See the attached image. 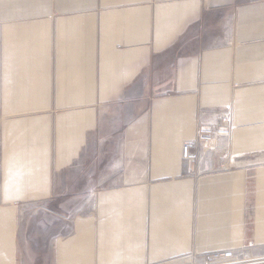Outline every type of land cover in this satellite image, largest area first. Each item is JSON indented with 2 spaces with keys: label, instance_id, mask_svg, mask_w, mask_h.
<instances>
[{
  "label": "crops",
  "instance_id": "crops-1",
  "mask_svg": "<svg viewBox=\"0 0 264 264\" xmlns=\"http://www.w3.org/2000/svg\"><path fill=\"white\" fill-rule=\"evenodd\" d=\"M226 110L230 167L186 173L182 143ZM228 248L264 255V0H0V264Z\"/></svg>",
  "mask_w": 264,
  "mask_h": 264
},
{
  "label": "built area",
  "instance_id": "built-area-1",
  "mask_svg": "<svg viewBox=\"0 0 264 264\" xmlns=\"http://www.w3.org/2000/svg\"><path fill=\"white\" fill-rule=\"evenodd\" d=\"M232 128V115L228 110L215 114L213 121L200 123L195 139L182 143L186 173L196 176L228 169ZM248 257L244 248H228L204 253L192 252L178 260L183 264L256 263V260L250 261L252 258Z\"/></svg>",
  "mask_w": 264,
  "mask_h": 264
},
{
  "label": "rangeland",
  "instance_id": "rangeland-1",
  "mask_svg": "<svg viewBox=\"0 0 264 264\" xmlns=\"http://www.w3.org/2000/svg\"><path fill=\"white\" fill-rule=\"evenodd\" d=\"M94 150L93 149L91 150L92 153L90 156L92 157H94V154H95ZM70 175L68 176L69 179H71ZM99 186H101L100 181L97 182L96 187H93V185H90L89 187L85 188L84 192H81V193H76V191L67 189L63 193L65 197L58 196V198H60L59 200L48 202L47 204L48 208L47 210H45V212H43V216H41L43 220L42 223H45V225H47V227L43 226V228L45 229H43L42 232H48V235L55 234V232L65 233V231H67V227L69 226L71 218L78 212L82 213V211H85L88 208L89 203L92 202L93 192L94 190L96 191ZM59 194L62 195L61 192ZM63 198H64V201H63ZM34 213H36V211H34ZM52 217L58 218L59 222L56 224L49 225V220ZM44 219H47L48 221L46 222V220L44 221ZM263 256L264 255H261V254L252 255V256H249L248 258L253 257L252 259H256V263L257 261L261 263V261H264ZM42 264H47V261L42 262Z\"/></svg>",
  "mask_w": 264,
  "mask_h": 264
},
{
  "label": "bare ground",
  "instance_id": "bare-ground-1",
  "mask_svg": "<svg viewBox=\"0 0 264 264\" xmlns=\"http://www.w3.org/2000/svg\"><path fill=\"white\" fill-rule=\"evenodd\" d=\"M247 258V257H246ZM251 258V257H250ZM253 258V257H252ZM255 258V257H254ZM263 259V258H262ZM254 260H256V259H250V261H254ZM261 261V260H260ZM261 263H264V261H261ZM260 262H258L257 261V263H253V264H261ZM166 264H183V263H181V262H179V261H177V262H172V263H166Z\"/></svg>",
  "mask_w": 264,
  "mask_h": 264
}]
</instances>
